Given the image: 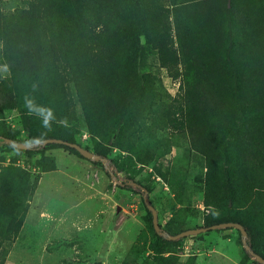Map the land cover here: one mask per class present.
Returning a JSON list of instances; mask_svg holds the SVG:
<instances>
[{
    "label": "trees",
    "instance_id": "trees-1",
    "mask_svg": "<svg viewBox=\"0 0 264 264\" xmlns=\"http://www.w3.org/2000/svg\"><path fill=\"white\" fill-rule=\"evenodd\" d=\"M167 1L169 9L160 0H23V7L0 9V67L7 72L0 76V153L12 155L8 165L0 166V264L28 208L19 203L10 218L4 215L19 192L16 156H39L33 161L29 198L40 173L53 167L45 151L62 149L83 159L70 147L42 145L56 139L79 146L70 128L75 103L93 155L106 159L110 148L132 153L133 137L146 114L160 106L156 101L161 86L156 87L149 74L137 72L140 38L158 53L162 67H176L169 17L180 61L187 63L190 142L205 163L202 204L207 214L200 227L239 224L249 254L264 260L252 244L259 230L250 225V207L245 208L256 203L264 215V0ZM26 97L32 105L26 106ZM45 109L55 118L50 129L38 115ZM5 111L21 117L23 139L5 128ZM64 119L67 126L60 123ZM6 139L30 148H13ZM132 185L146 190L138 182ZM143 208L156 249L148 264H174L171 255L161 256V249L182 239L167 237L188 229L169 221L158 225L161 234L156 233ZM251 264L260 263L253 258Z\"/></svg>",
    "mask_w": 264,
    "mask_h": 264
},
{
    "label": "rangeland",
    "instance_id": "rangeland-1",
    "mask_svg": "<svg viewBox=\"0 0 264 264\" xmlns=\"http://www.w3.org/2000/svg\"><path fill=\"white\" fill-rule=\"evenodd\" d=\"M160 2L169 9L167 0ZM23 6V0H0L2 11ZM168 23L172 54L179 62L176 67H162L158 53L144 46L140 38L137 72L149 74L155 86H161L156 101L160 106L146 114L141 131L133 137L132 153L110 148L105 163L93 164L62 149L45 151L53 167L40 173L30 198L28 192L36 172L33 161L39 156H16L19 192L13 206L4 209V215L10 218L19 203H27L28 208L16 238L8 244L4 264L153 263L152 252L156 249L141 203L142 191L155 209L160 227L169 221L182 222L184 229L202 225L207 214L202 204L205 163L190 142L192 134L186 121L188 79L184 75L187 63L180 61L171 17ZM6 74V69L0 67V76ZM74 111L70 122L74 140L92 153L76 103ZM2 122L17 139L24 138L21 117L14 111H5ZM11 158V154L0 153V166L8 165ZM253 205L245 206L250 207L246 213L253 218L250 225L259 230L251 241L258 254L264 255V215ZM161 251V256L171 255L174 264H251L253 260L234 229L185 237Z\"/></svg>",
    "mask_w": 264,
    "mask_h": 264
},
{
    "label": "water",
    "instance_id": "water-1",
    "mask_svg": "<svg viewBox=\"0 0 264 264\" xmlns=\"http://www.w3.org/2000/svg\"><path fill=\"white\" fill-rule=\"evenodd\" d=\"M4 142L6 144L12 146L13 148H16L19 150H27L30 148V146H28L26 144L13 142L9 139L4 140ZM46 144H61V145L70 147V148L74 149L84 160H89L92 162H96V161H101L103 163L106 162V159H102L99 156L93 155L91 152L81 148L77 144H70V143L63 142L61 140H56V139L44 140L42 142V145H46ZM141 198H142V202H143L144 207L150 213L151 224H152L153 230L156 233L161 234L159 227H158V224H157L156 211L150 205L145 191H142V197ZM227 228H231V229H234V230L239 232L240 237H241L242 246L245 250H248V246L245 243V238H246L245 231L243 230V228L239 224H235V223H223V224L213 225V226H210L207 228L200 227V228L188 229V230L182 231V232H180L174 236H169V237H167V239L173 241V240H178V239L189 237V236H196L197 234H201V233H204L207 231H212V230H217V229H227ZM253 258L256 262H258L260 264H264V260H262L259 256L253 255Z\"/></svg>",
    "mask_w": 264,
    "mask_h": 264
},
{
    "label": "clouds",
    "instance_id": "clouds-1",
    "mask_svg": "<svg viewBox=\"0 0 264 264\" xmlns=\"http://www.w3.org/2000/svg\"><path fill=\"white\" fill-rule=\"evenodd\" d=\"M25 104H26V106H30L33 104V100L26 97L25 98ZM44 112H46L47 114L44 115ZM38 115H41L43 118V120H42L43 127L50 129L51 128V121L53 119H55L53 114H52V110L51 109L42 110L40 113H38ZM60 123L63 124L64 126H67V120L66 119L60 121Z\"/></svg>",
    "mask_w": 264,
    "mask_h": 264
}]
</instances>
